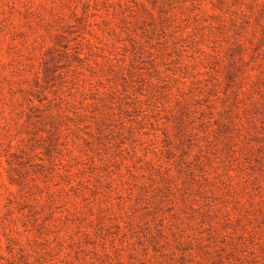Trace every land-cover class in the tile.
I'll list each match as a JSON object with an SVG mask.
<instances>
[{"label":"rangeland","instance_id":"rangeland-1","mask_svg":"<svg viewBox=\"0 0 264 264\" xmlns=\"http://www.w3.org/2000/svg\"><path fill=\"white\" fill-rule=\"evenodd\" d=\"M263 9L0 0V264H264Z\"/></svg>","mask_w":264,"mask_h":264},{"label":"trees","instance_id":"trees-1","mask_svg":"<svg viewBox=\"0 0 264 264\" xmlns=\"http://www.w3.org/2000/svg\"><path fill=\"white\" fill-rule=\"evenodd\" d=\"M260 15H261L260 16V20L261 21H264V9L261 10V14ZM260 28L262 29V34L264 35V26H262V24L260 25ZM239 35H241V34H239ZM240 38H242V36H239V39ZM262 40H263V43H262V46H263L264 45V37L262 38ZM237 46L240 47V48H243V49H245V51H247V48L244 47L243 43H241V40H238L237 41ZM256 52H258L256 56L259 57V58L261 57L262 60H263V62H264V51L261 52L260 49H259V47H256L255 50H254V53L256 54ZM50 71L51 70H47L46 71V74L48 72H50ZM222 127H223V130H224V133L228 135L229 134V129H230L229 126H227L226 124H223Z\"/></svg>","mask_w":264,"mask_h":264}]
</instances>
